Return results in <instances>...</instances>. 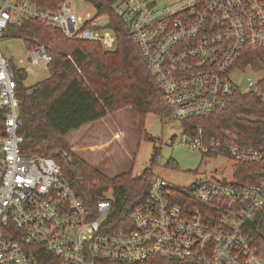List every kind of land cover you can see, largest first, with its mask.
I'll list each match as a JSON object with an SVG mask.
<instances>
[{
	"label": "built area",
	"instance_id": "built-area-1",
	"mask_svg": "<svg viewBox=\"0 0 264 264\" xmlns=\"http://www.w3.org/2000/svg\"><path fill=\"white\" fill-rule=\"evenodd\" d=\"M80 1L95 12L82 17L76 0L53 7L0 0V46L6 27L31 19L68 38L113 48L108 14L93 0ZM112 1L160 85L170 117L179 121L226 108L239 90L231 71L249 49L264 48V0ZM101 15L107 17L104 29L96 20ZM27 50L33 65L52 59L44 44ZM262 78H247L243 91L264 100ZM18 106L13 68L0 48V264H264V248L254 239L259 225L249 224L264 212V175L247 184L207 177L187 188L153 177L127 229L108 231L102 225L112 188L92 217L53 157L22 151ZM186 135V146L209 151L201 129ZM224 152L235 164L259 163L264 174V146L228 143ZM200 204L214 206L216 216Z\"/></svg>",
	"mask_w": 264,
	"mask_h": 264
},
{
	"label": "trees",
	"instance_id": "trees-1",
	"mask_svg": "<svg viewBox=\"0 0 264 264\" xmlns=\"http://www.w3.org/2000/svg\"><path fill=\"white\" fill-rule=\"evenodd\" d=\"M34 1L53 7L61 0ZM93 1L100 12L109 16L107 28L116 36L111 49L96 41L68 38L60 29L31 19H22L6 27L3 39L20 38L26 49L44 44L52 57L46 65L49 77L29 87L23 84L26 77L23 69L12 67L19 98L18 133L24 138L22 151L53 157L64 179L92 217L96 216V202L108 187H112V206L102 227L118 231L127 229L131 211L143 204L154 177L152 165L158 151L151 157V166L141 174L134 176L129 170L108 177L74 153L64 138L69 131L126 107L130 109L138 136L148 138L144 129L146 116L154 113L168 117L170 114L160 85L148 69L129 27L112 8L113 1ZM247 64L264 70V60L251 49L239 62L243 67ZM262 84L264 87V77ZM4 114L5 110L0 108V133ZM180 122L189 136L197 135L201 129L203 142L210 146L207 154L224 152L228 143L251 148L264 146V100L254 93L236 90L226 108ZM213 141L220 145L211 146ZM260 168L259 163H236L233 178L238 184L260 182L264 175L259 172ZM200 205L201 209H209L216 216L214 206ZM249 224L259 225L254 239L263 249L264 212H257Z\"/></svg>",
	"mask_w": 264,
	"mask_h": 264
},
{
	"label": "rangeland",
	"instance_id": "rangeland-1",
	"mask_svg": "<svg viewBox=\"0 0 264 264\" xmlns=\"http://www.w3.org/2000/svg\"><path fill=\"white\" fill-rule=\"evenodd\" d=\"M76 1L78 8H83L80 13L82 17L86 13L95 12L90 5ZM96 20L103 28L107 17L101 15ZM0 48L14 69L22 68L26 73L23 80L26 87L49 77L47 66L30 63L28 50L20 38H5ZM253 51L264 60V48ZM262 77L264 70L252 65L244 68L238 65L230 73L232 82L241 92H244L247 78L258 80ZM144 129L148 138L138 136L130 109L126 107L86 123L81 130L69 131L64 139L69 145L82 147L71 150L108 177L129 170L134 176L141 174L151 166V157L157 150L158 157L152 165L153 176L165 179L177 187L187 188L207 177L233 180L235 161L225 152L207 154L186 146L184 124L179 120L150 113L145 118ZM87 145L94 147L84 150L83 147ZM111 188L108 187L107 192Z\"/></svg>",
	"mask_w": 264,
	"mask_h": 264
},
{
	"label": "crops",
	"instance_id": "crops-1",
	"mask_svg": "<svg viewBox=\"0 0 264 264\" xmlns=\"http://www.w3.org/2000/svg\"><path fill=\"white\" fill-rule=\"evenodd\" d=\"M84 125H82L80 128H78L76 130H81L84 127ZM70 146H71V148L76 149V150H79V149L82 148V147L80 148L79 146L78 147L77 146H74V144H70ZM89 147L91 148V147H94V146L93 145H87V146L83 147V149L85 150L86 148H89Z\"/></svg>",
	"mask_w": 264,
	"mask_h": 264
}]
</instances>
